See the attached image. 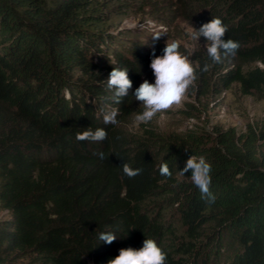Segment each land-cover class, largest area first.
Returning <instances> with one entry per match:
<instances>
[{
    "label": "trees",
    "instance_id": "obj_1",
    "mask_svg": "<svg viewBox=\"0 0 264 264\" xmlns=\"http://www.w3.org/2000/svg\"><path fill=\"white\" fill-rule=\"evenodd\" d=\"M189 2L198 27L219 17L225 39L240 43L221 63L206 48L194 50L193 89L220 93L235 83L243 94L264 97V68L249 67L264 66V0ZM106 19L95 0L52 7L0 0V209L7 214L0 264H107L145 238L167 253L166 264H264V120L239 133L220 126L171 136L154 128L129 132L123 122L131 93L155 80L152 49L121 51ZM113 67L128 68L132 80L119 104L107 88ZM113 108L119 123L105 125ZM86 128H104L107 138L77 140ZM190 156L212 165L213 201L202 198L190 171L181 174ZM164 162L171 178L160 175ZM123 163L143 172L130 179ZM104 231L117 239L99 241Z\"/></svg>",
    "mask_w": 264,
    "mask_h": 264
},
{
    "label": "rangeland",
    "instance_id": "obj_2",
    "mask_svg": "<svg viewBox=\"0 0 264 264\" xmlns=\"http://www.w3.org/2000/svg\"><path fill=\"white\" fill-rule=\"evenodd\" d=\"M52 7L58 0H44ZM98 7L105 11L107 19L103 25L110 33L117 34L121 51L133 44L152 42L157 30H165L167 35L156 42L160 54H163L165 42L179 40L180 51L189 55L194 50H202L206 40L192 38L195 29H199L193 20L196 8L189 0H95ZM264 66L257 62L249 67ZM129 116L123 122L126 130L140 134L145 128H154L165 136L180 134L195 129L210 130L213 126L223 129L233 128L244 132L248 124L259 125L264 120V97L260 93L243 94L237 84L216 93L214 91L200 95L189 88L184 100L167 112L157 114L149 123H138L135 116L143 111V105L135 100L131 103ZM180 178H182L179 175ZM165 212V214H167ZM7 214L0 209V219Z\"/></svg>",
    "mask_w": 264,
    "mask_h": 264
},
{
    "label": "clouds",
    "instance_id": "obj_3",
    "mask_svg": "<svg viewBox=\"0 0 264 264\" xmlns=\"http://www.w3.org/2000/svg\"><path fill=\"white\" fill-rule=\"evenodd\" d=\"M228 27L221 18L215 17L203 23L199 29H195L192 38L196 41L200 37L206 40V51L213 63H221L222 57L235 56L240 48V43L231 38L225 39ZM167 35L165 30H157L152 35V42L149 47L151 51L150 68L155 77L154 83L144 79L139 87L131 93L136 101L143 105V111L135 116L138 123L147 124L157 114L167 112L174 105H179L184 100L189 88L197 79V67L187 55L180 51L181 42L173 40L165 42L162 55H156L155 44L159 39ZM211 65L205 64L203 71H208ZM129 69L126 67H113L107 78V88L113 91L111 99L119 104L127 97L132 89V80L129 78ZM118 109L106 111L103 115L105 125H118ZM107 131L104 128L92 130L86 128L83 132L76 134L79 141L101 142L107 138ZM99 159H105L103 152L94 153ZM191 172V179L199 189L202 198L210 201L214 196L210 192L212 165L204 158L190 156L185 163L181 174ZM143 172L142 168H132L128 163H123V173L130 179L135 178ZM161 176L171 178L173 172L169 164L164 162L160 165ZM99 241L105 244H112L117 236L112 231H104L98 235ZM167 253L157 244L154 239L145 238L142 247L121 248L119 254L110 258L107 264H166Z\"/></svg>",
    "mask_w": 264,
    "mask_h": 264
}]
</instances>
